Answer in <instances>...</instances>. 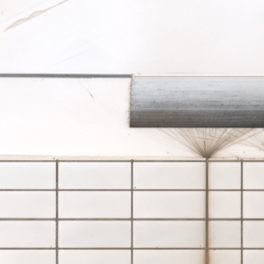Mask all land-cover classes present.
<instances>
[{
	"label": "bare ground",
	"instance_id": "obj_1",
	"mask_svg": "<svg viewBox=\"0 0 264 264\" xmlns=\"http://www.w3.org/2000/svg\"><path fill=\"white\" fill-rule=\"evenodd\" d=\"M0 190V264H264V0H0Z\"/></svg>",
	"mask_w": 264,
	"mask_h": 264
}]
</instances>
